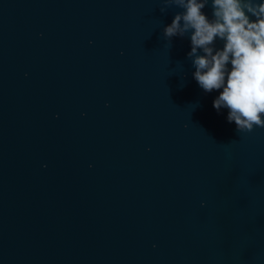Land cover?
<instances>
[{
	"label": "water",
	"instance_id": "obj_1",
	"mask_svg": "<svg viewBox=\"0 0 264 264\" xmlns=\"http://www.w3.org/2000/svg\"><path fill=\"white\" fill-rule=\"evenodd\" d=\"M162 7L0 0V264H264V127Z\"/></svg>",
	"mask_w": 264,
	"mask_h": 264
},
{
	"label": "clouds",
	"instance_id": "obj_2",
	"mask_svg": "<svg viewBox=\"0 0 264 264\" xmlns=\"http://www.w3.org/2000/svg\"><path fill=\"white\" fill-rule=\"evenodd\" d=\"M160 9L182 11L163 29L164 37L189 35L194 79L208 93L219 90L213 107L228 110L239 132L264 127V0H163ZM211 3V17L204 9ZM223 41L220 49L214 43ZM202 52V54H200Z\"/></svg>",
	"mask_w": 264,
	"mask_h": 264
}]
</instances>
